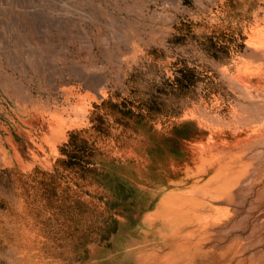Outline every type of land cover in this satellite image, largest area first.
<instances>
[{
    "label": "rangeland",
    "instance_id": "rangeland-1",
    "mask_svg": "<svg viewBox=\"0 0 264 264\" xmlns=\"http://www.w3.org/2000/svg\"><path fill=\"white\" fill-rule=\"evenodd\" d=\"M229 115L250 117L258 163L219 242L200 243L220 196L212 176L177 191L179 154L199 133L227 141ZM161 252L153 264H264V0H0V264Z\"/></svg>",
    "mask_w": 264,
    "mask_h": 264
},
{
    "label": "crops",
    "instance_id": "crops-1",
    "mask_svg": "<svg viewBox=\"0 0 264 264\" xmlns=\"http://www.w3.org/2000/svg\"><path fill=\"white\" fill-rule=\"evenodd\" d=\"M188 119L193 120L197 126H200L204 131H208L210 135H217V129L213 125L210 124L209 115H197L188 113ZM213 118L219 117L218 115H212ZM237 116H231L227 119L224 118L225 126H227L224 130L225 132L218 133V135H226L228 136V140L221 143L219 139L208 140L209 136H204L203 134H196L195 145L191 144L189 148L186 150L180 151V162H182L183 167H181V171L185 172L188 175L189 183L188 185L183 184L177 191L182 194L192 193V195H198L197 191H191L192 183L200 182V184L204 183L206 180L210 179V185H207L211 188L209 194L213 196H220V198L216 200H212V207L219 210L220 221L214 222L210 225H206L204 233L200 239V243H213L219 242V240H213L211 238H218V234H216L217 229L224 226L226 222L229 220L230 216H232L233 208L231 207V203L234 202V197L238 194V191L242 189V184L244 181L250 177L253 172L255 165L258 161L253 156L254 149L259 146L257 141H254L253 133L256 129L252 126L248 120L250 117H241V127L235 126ZM228 120V121H227ZM254 127V128H253ZM208 137V138H207ZM200 139V140H199ZM199 141L205 142L207 146H209L205 150L204 147L199 145ZM205 144V145H206ZM188 152V155H187ZM205 156L208 157V163L206 164L205 170L203 173L198 175L193 174V169L198 164L199 158ZM213 173H215L213 175ZM187 186V187H185ZM231 204V205H230ZM199 210H203V208H198ZM205 210V209H204ZM222 211L224 212V216L222 217ZM197 238V234L193 236H182V239L185 241L194 240ZM158 243H168V242H177V240L167 239L162 235L158 236ZM167 252L158 253L157 258L153 260V262H149L148 264L157 263V261H163L164 256ZM200 259L197 257L195 261L186 262L184 264H194L196 260ZM181 264V263H180Z\"/></svg>",
    "mask_w": 264,
    "mask_h": 264
},
{
    "label": "bare ground",
    "instance_id": "bare-ground-1",
    "mask_svg": "<svg viewBox=\"0 0 264 264\" xmlns=\"http://www.w3.org/2000/svg\"><path fill=\"white\" fill-rule=\"evenodd\" d=\"M19 89H20V87H19ZM19 89H18V90H19ZM21 89H22V88H21ZM20 92H21V91H20ZM25 92H26V91H25ZM25 92H24V94L27 95V98H26L27 102H28V103H32V98L30 97L29 93H28V92L25 93ZM22 95H23V94H22Z\"/></svg>",
    "mask_w": 264,
    "mask_h": 264
}]
</instances>
